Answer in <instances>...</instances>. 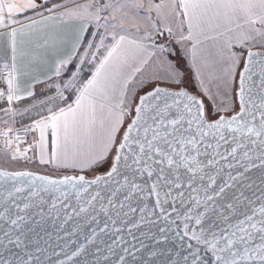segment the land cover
I'll return each mask as SVG.
<instances>
[{
	"label": "snow or ice",
	"instance_id": "1",
	"mask_svg": "<svg viewBox=\"0 0 264 264\" xmlns=\"http://www.w3.org/2000/svg\"><path fill=\"white\" fill-rule=\"evenodd\" d=\"M0 264H264V0H0Z\"/></svg>",
	"mask_w": 264,
	"mask_h": 264
},
{
	"label": "water",
	"instance_id": "2",
	"mask_svg": "<svg viewBox=\"0 0 264 264\" xmlns=\"http://www.w3.org/2000/svg\"><path fill=\"white\" fill-rule=\"evenodd\" d=\"M137 219H138V214H133V215L129 218V220H128V225H127V226H128V227H131V225H132ZM71 223H72V222H70L69 225H68L67 227H71ZM118 226H122V225H118ZM48 230H49L50 232H54V231H55V229L52 228L51 223H49V225H48ZM132 231H133V234H134L137 238H139V239H143V240H144L145 245H150V244L152 243L150 240L146 239V238H145L144 236H142V234H141L142 231H147V228H143V229H141V230H137V229L133 228ZM121 235H123L124 238H125L126 240H129V241H131L132 243H137V240H133V239H132V236L128 234V232H127V228H125V231L122 232ZM53 239H55V237H53ZM53 246H55V245H53ZM112 259H113V261H114V260H115V257L113 256Z\"/></svg>",
	"mask_w": 264,
	"mask_h": 264
}]
</instances>
